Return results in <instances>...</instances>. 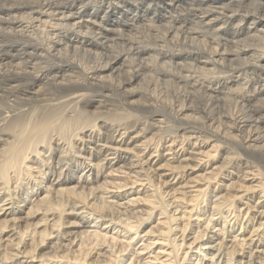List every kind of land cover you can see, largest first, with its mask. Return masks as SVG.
Here are the masks:
<instances>
[{"label": "bare ground", "instance_id": "6f19581e", "mask_svg": "<svg viewBox=\"0 0 264 264\" xmlns=\"http://www.w3.org/2000/svg\"><path fill=\"white\" fill-rule=\"evenodd\" d=\"M75 155L89 160L84 168L98 167L92 182L61 178ZM103 168L130 171L123 184L100 183ZM138 182L143 196L129 206L143 213L131 221L119 199L104 196L114 188L115 200ZM0 204V264H44L47 256L54 264H153L160 254L164 264H184L203 245L218 258L203 262L196 252L192 264H221L222 254V264H264L246 235L225 243L222 227L233 221L253 236L264 229V0H0ZM77 207L103 219L100 230L77 231L60 253H39L55 232L58 240L68 233ZM218 213L219 242L208 245ZM153 214L162 217L140 231ZM194 215H206L196 228ZM140 232L142 251H159L127 263L122 253ZM78 237L81 251L70 255ZM101 247L109 257L91 261Z\"/></svg>", "mask_w": 264, "mask_h": 264}, {"label": "rangeland", "instance_id": "374dc122", "mask_svg": "<svg viewBox=\"0 0 264 264\" xmlns=\"http://www.w3.org/2000/svg\"><path fill=\"white\" fill-rule=\"evenodd\" d=\"M50 154V152L49 153H47L46 155H49ZM73 158V161L71 162V163H73L74 161H76L77 163H80L81 165H79V166H77V167H74L73 169L71 168L72 166H70V164L68 165V166H66V168H65V170L64 171H62V177L61 178H66V179H68L69 177H75V178H77L78 180H80V183H81V181L82 180H86V179H88V182L90 183V182H92V178H93V176H94V170L96 171V170H98V167L97 166H95V165H93L92 164V166H89V167H87V168H84L85 167V165L86 164H88L89 163V160H86L85 161V159H82V158H76V155H75V157H72ZM84 161L85 162H87V163H85L84 164ZM83 164V165H82ZM91 164V163H90ZM92 167V170L91 171H89L88 172V170L90 169ZM96 168V169H95ZM83 169V170H82ZM94 169V170H93ZM52 171V170H51ZM55 169H53V172L55 173ZM57 171H59V170H57ZM130 170L127 168V173L129 172ZM103 172V176L101 177V175H100V177H99V179H100V183L104 180V178H107L108 180H111V179H114V177H117V181H118V183H120L121 182V184H123L124 183V181H125V179H124V177H126L127 176V173H123V172H115V173H113V172H111L110 171V169H107V168H103L102 169V171L100 172V173H102ZM53 173V178H54V174ZM132 177H138L137 176V174H136V172H131V174H130ZM49 176H51V175H49ZM123 176V177H122ZM52 177V176H51ZM119 178V179H118ZM140 178H144V177H140ZM78 182V181H77ZM47 183V180L45 179V182L41 185L43 188H45V186H49L50 184H46ZM139 183H141V182H138V184H136V185H132V184H128L127 186H124L122 189H121V191H117V195H119V197H117V198H115V200H113L114 198L113 197H110V196H113L114 194H115V192L114 191H116L114 188H109V190H111V191H113V193H105V196L104 197H106V199L105 200H107V201H116L117 199H119V203H123L122 204V209L124 210L125 208L128 210L127 212H130V216H132V215H134V214H138V215H142V208H141V206H139V207H136V206H129V199L130 198H134V197H142L143 196V193H136V189H138L139 190V192H142V189H143V187H144V185L142 186H140L139 185ZM54 184H56V182H54ZM99 184V183H98ZM98 184H94L95 186L96 185H98ZM86 185V184H85ZM90 185L91 184H89V185H87L86 187H88V188H86V189H84V188H81V190H85V191H87V192H89V187H90ZM83 186H84V184H83ZM138 186V187H137ZM54 187V186H53ZM52 187V188H53ZM146 189V188H145ZM144 189V190H145ZM144 192V191H143ZM2 194V193H1ZM93 195H95V200H98V202L99 201H101V194L98 192V190H96L95 191V194H93ZM93 195L90 197V198H92L93 197ZM36 197V196H35ZM35 197L33 198V200L35 199ZM170 198V196H167V199H169ZM214 199V198H213ZM16 200H18V197L16 198ZM9 201H5V202H3V204L4 203H8ZM146 204V202H140V204ZM141 204V205H142ZM1 205V204H0ZM22 205V204H21ZM175 205V204H174ZM173 205V206H174ZM7 206H9V205H5V206H3L4 208L5 207H7ZM202 206H206L205 207V210H208V208H209V206L207 205V203L205 204V203H203V205ZM10 207V206H9ZM79 207V206H78ZM77 207V209H75V210H70L69 212L71 213H69L70 215H66L67 217H69L70 219H71V221H77L76 223H70V224H65L64 226H63V228H62V230L63 231H67L68 233H66L65 235H63V239H61V240H58V239H56V236H57V232H55L50 238H48L47 239V242L45 243V244H47V245H44L43 247H40V248H38V252L39 253H46L47 255H54V254H57V253H60V251H62L64 248L66 249L67 248V246L70 244V242L72 241V239H73V237L75 236V234L74 233H76L77 231H78V233H80L83 229H88L90 232H93V231H97V230H100V228H98V227H100V225L102 224V222H104L103 221V219H95V216H90V215H88V213H85L87 210H82L81 208H78ZM21 210V212H19ZM28 209H27V207H26V205H25V203H23V205L20 207V208H17L16 210H15V215L14 216H18V217H20L21 219H19L20 220V222L23 220V218L26 216V211H27ZM211 210H209V211H207V214L210 212ZM9 212V211H8ZM134 213V214H133ZM201 213H203V211L202 212H200V214ZM1 214H2V212H1ZM1 214H0V216H1ZM73 214H76V215H73ZM206 214V215H207ZM222 213H218V214H216V216H214V219H213V222H212V225H213V228H209L208 229V233H209V236L210 237H213V239L212 240H214L215 242H209L208 243V245H217V243L219 242V239H217L218 238V234L220 233V226L219 225H216L215 226V228H214V223H217V222H219L220 221V219H222V218H224L222 215H221ZM117 215H119V214H117ZM176 215H177V217H178V219H177V222L178 223H176V224H179L180 222L179 221H181L182 220V218H184V217H182L181 215V213H180V210L178 211V212H176ZM206 215L205 216H202V218H198L197 217V215H194L193 216V218H192V220H193V224L194 225H192L193 227L192 228H196L195 226H197V225H201L203 222H204V220H203V217H206ZM155 215L153 214V216L148 220V221H146V222H144L143 224H142V226H141V228H140V231H146V230H148L149 229V227L150 226H155V224H157L158 223V221H159V217H162V216H158V215H156L155 217H154ZM111 216H108L106 219H109ZM123 217V220H125L126 219V217L127 216H122ZM222 217V218H221ZM1 218H3V216H1ZM9 218H13V216L11 215V216H9ZM40 218V217H39ZM37 219L38 218H36V221H37ZM19 220H17V221H19ZM131 221H136V218H135V216H132V218L130 219ZM246 220H247V217L244 219V222H246ZM49 221H50V224H52L53 223V221H54V216H51L50 218H49ZM83 221H90L91 223H90V227H82L83 225H82V222ZM247 223V225H248V221L246 222ZM147 224H149V226L147 225ZM151 224V225H150ZM232 224H233V221H232V223H231V226H232ZM226 226L225 228L227 229V230H229V233H226V235L224 236V242L225 243H228V245H230L231 244V241L233 240V238L237 235V238H240V237H242V235H246L247 236V239L249 240V243L251 242V247H254V252H253V255H254V257L256 258V261H258V262H261V259L260 258H258V255H259V257L261 256L262 258H264V229L262 228V229H259V231L257 232L258 234H256L255 236H253V234H247V231L246 232H244V227H243V225H242V227L243 228H241V230H240V228H239V226H238V223L236 224V226L234 227V228H232L231 226L230 227H228L229 226V223H227V224H224V223H222V227L223 226ZM88 226V225H87ZM45 227V223H41V224H39L38 225V227H37V229L38 230H42L43 228ZM106 226H101V229H104ZM202 228H204V225H202ZM239 228V229H238ZM250 228V227H249ZM110 229V228H109ZM108 229V230H109ZM235 229V230H234ZM8 230H10V228L9 229H7V233L5 232L3 235H4V239H3V241H2V244L4 245V244H8V241H6V240H8L9 238V236H11V235H13V233H14V231H10V232H8ZM176 231L178 232L179 231V228H177L176 229ZM193 231V229L191 230V235L187 238V240H189V238L190 237H192L193 235H194V233L192 232ZM115 232L116 231H114L113 232V230L109 233L110 235L112 234V233H114L115 234ZM188 232H190V230H188ZM77 233V234H78ZM88 234H90L89 232L88 233H86V235H88ZM108 234V235H109ZM109 235V236H110ZM145 235V232H140V234H138L137 236H136V238L133 240V242H132V244H131V247L127 250V251H125L124 253H122V259H123V261H125V260H127L126 262L128 263L129 261H130V258L131 257H137L136 259H139V260H145L146 258L147 259H152L154 256H155V254L159 251L158 250V248H156L157 246L155 245V246H151V248H149V249H147V250H143L142 251V248L144 247V244L148 241L147 240V236H144ZM179 235H180V232H179V234H178V237H179ZM229 235V236H228ZM261 235V236H260ZM14 237V236H13ZM85 236L83 235V238H84ZM141 237H143V240H140L141 239ZM30 238L31 237H27V239H26V241H29L30 240ZM80 237H78V238H76L74 241H73V243H72V245H70V247H68L69 248V251H68V253L70 254V255H77V254H79V252L81 251V247H80V244H79V239ZM208 237L207 236H205V239L204 240H206ZM261 238H263V240L262 241H259ZM84 239H87V238H84ZM252 240V241H251ZM6 242V243H5ZM206 242V241H205ZM258 247H257V246ZM59 246V247H58ZM61 246V247H60ZM186 246L188 247V243L186 244ZM195 246V245H194ZM256 247V248H255ZM4 248V246H2L1 248H0V250H2ZM80 248V249H79ZM205 249V250H204ZM215 249H216V247H215ZM110 248L109 247H101V248H98L97 250H95V251H93L92 252V254L89 256V258L91 259V261H94L95 263L96 262H103L106 258H108L109 257V255H110ZM207 251V252H206ZM247 251H249V249H247ZM257 251V252H256ZM37 252V253H38ZM196 252H197V255L198 254H201V258H204L203 259V262H207L208 263V261L209 260H211V257H213L214 255H215V260L218 258V256H219V253L221 252V251H218V252H214L213 250H209V249H206L205 247H204V245L202 246V250L201 251H198V248H192V249H190L189 250V256L192 258V260H185V263L184 264H192L193 262H194V259L196 258ZM201 252V253H200ZM206 253H208V254H206ZM213 253H216V254H213ZM224 253V252H223ZM193 254V255H192ZM256 255H257V257H256ZM263 255V256H262ZM22 255H20V257H21ZM138 256H139V258H138ZM223 256H224V254H222V256H221V258H220V262H221V264H222V261H223ZM143 257V258H142ZM159 257L161 258V259H159V260H154V262H153V264H164V262H161V260H164L165 258H166V256H163V254H160L159 255ZM49 261H44V264H54V263H52L53 261H54V259L52 258V257H50V256H47L46 257ZM198 258L200 259V256H198ZM197 258V259H198ZM9 262H10V260H8V264H9ZM34 262H37V261H34ZM18 263V262H17ZM239 262H236L235 264H238ZM3 264H5V263H3ZM13 264H15V263H13ZM200 264V263H199ZM223 264H224V262H223Z\"/></svg>", "mask_w": 264, "mask_h": 264}]
</instances>
